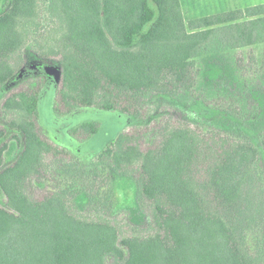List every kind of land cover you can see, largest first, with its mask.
<instances>
[{
  "label": "trees",
  "instance_id": "obj_1",
  "mask_svg": "<svg viewBox=\"0 0 264 264\" xmlns=\"http://www.w3.org/2000/svg\"><path fill=\"white\" fill-rule=\"evenodd\" d=\"M40 1L56 27L36 50L60 71L53 114L95 109L148 128L121 132L89 166H68L76 176L36 201L24 186L42 157L62 167V158L78 157L37 132L39 89L8 97L2 109L14 118L6 128L23 142L12 164L0 163V264H264V65L255 74L258 103L253 85L236 82L244 109L222 105L228 87H210L212 102L201 103L217 115L200 120L216 135L164 127L155 146L140 147L155 121L145 118V100L192 97L198 60L264 45V4L187 21L179 0H10L0 15V88L20 80L23 50L42 29ZM98 131L86 122L68 135L81 143ZM117 177L133 178L135 204L151 203L155 234L119 238L108 221L74 216L68 200L111 211Z\"/></svg>",
  "mask_w": 264,
  "mask_h": 264
},
{
  "label": "rangeland",
  "instance_id": "obj_2",
  "mask_svg": "<svg viewBox=\"0 0 264 264\" xmlns=\"http://www.w3.org/2000/svg\"><path fill=\"white\" fill-rule=\"evenodd\" d=\"M10 0L0 1V15L5 12ZM40 1L42 16V29L38 35L29 41L25 47L24 60L20 63L22 67L18 74L19 81L8 86L0 88V131H4V136L0 139V147L5 146L1 156V167L12 164L20 151L22 150L23 138L20 132L6 128V123L14 118L12 112H6L2 109L4 101L18 92H29L39 89V103L37 119L35 120L37 132L40 136L53 146L63 148L70 156L75 155L78 160L74 162L70 157L62 158L65 166H59L54 157L45 154L42 157V164L39 174L31 176L25 182V193L33 200H41L50 192L54 193L62 189V181L69 176H76V171L69 170L70 165L89 166L95 157L104 150L117 136L123 132L132 134L146 130L144 123L131 119L127 116L114 112H106L95 109H80L70 115L56 117L53 114V107L56 100V93L60 84L55 75L54 63L43 62L37 58L36 50L39 45L43 46L45 42H51L48 38L51 31H55V26L50 24L48 16L44 13V5ZM246 4H214L208 8L196 10L195 5L182 4L183 14L188 21L194 17L200 18L223 12H231V8L245 7ZM208 10V11H207ZM207 12V13H206ZM53 36V35H52ZM44 37V38H43ZM36 40V41H35ZM46 48V46H45ZM264 65V45H257L241 49L229 54H219L203 57L198 60L193 70L195 86L192 97L183 93L176 94V98H167L156 96L155 94L145 100V118H155V121L149 125L154 128L152 136L143 137L140 141L142 150L151 148L157 144V138L164 127L188 126L195 131H201L204 135L212 137L218 133V129L205 124L201 118H213L217 115L215 111L207 109L201 103L202 99L212 102L210 87L220 85L228 87L232 92L229 98L220 100L222 105H229L233 110L244 109L242 102L237 99L239 86L236 85L238 79L246 82V85H253V99L258 103L259 97L257 90L258 83L255 82V74L261 66ZM40 67L37 69L36 67ZM23 70V71H22ZM49 71H52L49 73ZM250 103V90L245 94ZM196 100V101H195ZM216 101L213 99V102ZM197 116L199 117L197 119ZM96 122L99 125V131L86 142H78L71 139L68 131L82 123ZM205 125V126H204ZM209 131V132H207ZM78 162V163H77ZM62 170V171H61ZM65 173H64V172ZM67 176V177H64ZM135 184L133 178L117 177L114 180V204L108 213L95 208H84L83 201L73 204L68 200V205L74 216L86 220H105L116 227L119 238L130 236L146 237L157 232L152 220V205L149 201H142L135 204ZM5 197L0 191V207L5 204Z\"/></svg>",
  "mask_w": 264,
  "mask_h": 264
},
{
  "label": "crops",
  "instance_id": "obj_3",
  "mask_svg": "<svg viewBox=\"0 0 264 264\" xmlns=\"http://www.w3.org/2000/svg\"><path fill=\"white\" fill-rule=\"evenodd\" d=\"M179 2L181 4V7H182V4H184V5H195L197 11L202 9V8L206 9L210 5H214V4H225V3H227L229 5H231V4H235V5L246 4L247 5L245 7H240V8H231V9H229V11L245 10L247 8H250V7H255V6L264 4V0H179ZM213 15H215V14H213ZM208 16H210V15H208ZM204 17H206V16H204ZM195 18L196 17H194L192 19H195ZM200 18H202V17H200Z\"/></svg>",
  "mask_w": 264,
  "mask_h": 264
},
{
  "label": "water",
  "instance_id": "obj_4",
  "mask_svg": "<svg viewBox=\"0 0 264 264\" xmlns=\"http://www.w3.org/2000/svg\"><path fill=\"white\" fill-rule=\"evenodd\" d=\"M55 70V71H54ZM53 71L55 72L53 75H55V79L57 82L60 81V71L57 67H55V69H53ZM52 71H49V73H51Z\"/></svg>",
  "mask_w": 264,
  "mask_h": 264
}]
</instances>
